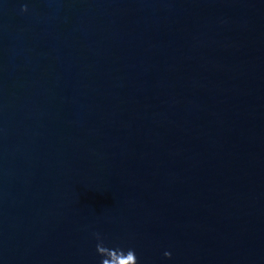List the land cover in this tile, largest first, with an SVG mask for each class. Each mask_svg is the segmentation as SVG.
Returning a JSON list of instances; mask_svg holds the SVG:
<instances>
[{
	"label": "water",
	"instance_id": "95a60500",
	"mask_svg": "<svg viewBox=\"0 0 264 264\" xmlns=\"http://www.w3.org/2000/svg\"><path fill=\"white\" fill-rule=\"evenodd\" d=\"M0 264H264V0H0Z\"/></svg>",
	"mask_w": 264,
	"mask_h": 264
}]
</instances>
